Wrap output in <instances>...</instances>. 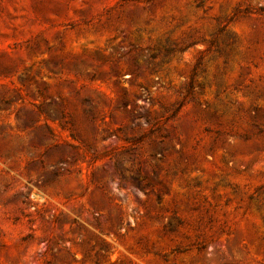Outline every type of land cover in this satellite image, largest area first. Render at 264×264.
<instances>
[{
	"label": "rangeland",
	"instance_id": "1",
	"mask_svg": "<svg viewBox=\"0 0 264 264\" xmlns=\"http://www.w3.org/2000/svg\"><path fill=\"white\" fill-rule=\"evenodd\" d=\"M0 264H264V0H0Z\"/></svg>",
	"mask_w": 264,
	"mask_h": 264
}]
</instances>
